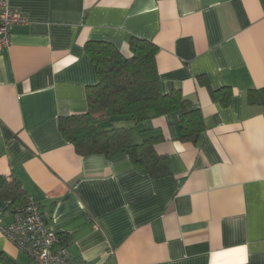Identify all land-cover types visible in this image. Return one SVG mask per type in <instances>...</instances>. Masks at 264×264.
<instances>
[{"label": "crops", "instance_id": "obj_1", "mask_svg": "<svg viewBox=\"0 0 264 264\" xmlns=\"http://www.w3.org/2000/svg\"><path fill=\"white\" fill-rule=\"evenodd\" d=\"M9 4L28 24L0 51V188L20 182L75 264H264V0ZM133 37L158 47L162 93L180 89L206 124L194 143L179 139L181 113L116 123L134 143L162 137V179L125 155L82 157L59 130L98 83L86 44L130 59ZM13 219L0 199V256L34 264L4 236Z\"/></svg>", "mask_w": 264, "mask_h": 264}, {"label": "trees", "instance_id": "obj_2", "mask_svg": "<svg viewBox=\"0 0 264 264\" xmlns=\"http://www.w3.org/2000/svg\"><path fill=\"white\" fill-rule=\"evenodd\" d=\"M85 49L96 68L98 83L87 88L85 113L60 117L62 136L82 157L101 155L114 159L125 155L142 174L153 179L170 176L168 157L156 151L161 136L134 143L132 128L117 126L116 123L122 120L138 125L153 116L181 113L179 139L196 143L206 130L202 111L194 108L180 89L162 93L156 67L158 47L154 43L133 37L130 40V59L107 41H90ZM229 100L222 99L225 104ZM0 199L9 202L13 213L31 201L17 179L5 181L0 188ZM57 235L63 245L68 242L65 234ZM0 264L16 263L2 254Z\"/></svg>", "mask_w": 264, "mask_h": 264}, {"label": "built area", "instance_id": "obj_3", "mask_svg": "<svg viewBox=\"0 0 264 264\" xmlns=\"http://www.w3.org/2000/svg\"><path fill=\"white\" fill-rule=\"evenodd\" d=\"M27 24L28 18L12 8L9 0H0V51L11 45L14 27ZM3 233L34 264H75L57 233L49 228L42 207L34 201L14 212L13 221L3 227Z\"/></svg>", "mask_w": 264, "mask_h": 264}, {"label": "rangeland", "instance_id": "obj_4", "mask_svg": "<svg viewBox=\"0 0 264 264\" xmlns=\"http://www.w3.org/2000/svg\"><path fill=\"white\" fill-rule=\"evenodd\" d=\"M24 253V252H23Z\"/></svg>", "mask_w": 264, "mask_h": 264}]
</instances>
